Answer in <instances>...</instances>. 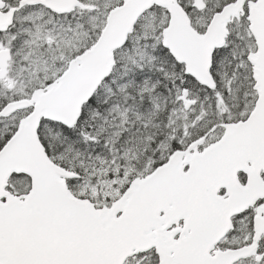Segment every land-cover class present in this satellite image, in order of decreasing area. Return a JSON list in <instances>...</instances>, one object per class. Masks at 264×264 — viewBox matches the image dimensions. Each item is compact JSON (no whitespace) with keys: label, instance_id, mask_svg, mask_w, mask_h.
Returning a JSON list of instances; mask_svg holds the SVG:
<instances>
[{"label":"snow or ice","instance_id":"6c2138e0","mask_svg":"<svg viewBox=\"0 0 264 264\" xmlns=\"http://www.w3.org/2000/svg\"><path fill=\"white\" fill-rule=\"evenodd\" d=\"M0 264H264V0H0Z\"/></svg>","mask_w":264,"mask_h":264}]
</instances>
